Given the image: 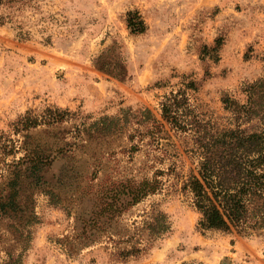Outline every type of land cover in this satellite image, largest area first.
<instances>
[{"label": "rangeland", "instance_id": "374dc122", "mask_svg": "<svg viewBox=\"0 0 264 264\" xmlns=\"http://www.w3.org/2000/svg\"><path fill=\"white\" fill-rule=\"evenodd\" d=\"M131 10L145 19V32L129 29ZM217 40L222 44L212 51ZM263 57L264 0H24L16 9L0 6V134L37 149L34 164L42 168L31 188L36 221L24 225L34 219L31 209L22 224L0 222L2 246L22 252L23 264H264V231H202L189 198L165 191L132 208L130 198H122L124 212L105 224L128 237L153 206L164 211L171 231L140 256L116 257L108 236L69 252L70 236L101 201L102 184L151 178L172 163L184 174L197 169L190 136L172 132L166 152L140 122L146 110L162 119L163 96L189 76L198 83L194 104L226 124L223 97L246 102L243 86L264 75ZM47 107L70 114L58 125L32 129L27 138L13 133L22 114ZM106 116L120 119L115 131L93 125ZM25 153L1 159L0 172Z\"/></svg>", "mask_w": 264, "mask_h": 264}, {"label": "trees", "instance_id": "16d2710c", "mask_svg": "<svg viewBox=\"0 0 264 264\" xmlns=\"http://www.w3.org/2000/svg\"><path fill=\"white\" fill-rule=\"evenodd\" d=\"M23 3L24 0H0V6L15 9ZM127 24L132 33H143L147 29L145 19L138 10L128 12ZM19 35L27 38L22 31ZM221 44L217 40L211 50L217 52ZM214 58H217L216 55ZM197 90V81L185 76L180 87L163 96L162 119L156 118L147 109L148 115L140 121L145 124L146 134L165 147L168 153L173 145L164 140L169 139L172 132L189 135L193 142L192 157L198 161L197 169L184 174L178 171L176 163H172L167 171L158 169L151 178L131 179V183L127 184H102L100 203L85 220L82 229L70 236V253L100 243L104 236H108L114 243L116 257L129 259L140 256L156 239L171 231V223L164 211L153 206L141 225L133 226L128 237L121 231H112L105 224L124 212L122 198H130L128 206L132 208L164 191L182 193L189 198L200 214L198 228L202 231H236L247 235L264 231V75L243 86L246 102L231 95L223 97L225 109L230 113L226 124L207 116L194 104L191 92ZM69 114L67 109L58 107H47L42 113L28 110L13 122V133L27 138L32 129L63 123ZM119 122L118 117L106 116L93 125L98 130L113 132ZM139 148V144H134V149ZM22 149L26 152L24 157L13 159L12 163H3L1 167L0 222L9 219L22 224L27 212L32 209L34 219L28 218L24 224L27 226L36 221L31 188L42 178V168L34 164L39 151L28 147L26 141L21 142L9 132L0 134V160L14 156ZM165 176L169 178L162 179ZM1 228L0 252L6 248L2 246L4 233ZM112 235H117L119 239H114ZM26 248L24 246V250ZM6 250L7 258L0 260V264H23L22 252ZM183 264L206 263L192 261Z\"/></svg>", "mask_w": 264, "mask_h": 264}]
</instances>
